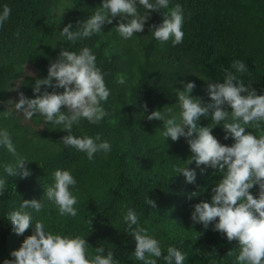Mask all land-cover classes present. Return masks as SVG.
I'll return each instance as SVG.
<instances>
[{"label": "trees", "instance_id": "obj_1", "mask_svg": "<svg viewBox=\"0 0 264 264\" xmlns=\"http://www.w3.org/2000/svg\"><path fill=\"white\" fill-rule=\"evenodd\" d=\"M102 3L103 0H0V12L5 4L11 8L9 19L0 28V129L11 133L17 153L31 161L27 162L31 175L23 179L9 177L7 190L0 196V264L6 258L13 259L11 252L34 233L36 220L44 222L46 231L84 236L90 255L102 246L104 254L112 250L120 264H143L133 257L136 241L126 232L123 220L127 208L139 214L140 224L161 242L164 255L169 246H175L187 253L184 264H238V240L229 243L226 235L212 230V225L204 229L190 219L196 203L210 201L212 188L222 174L210 167L202 173L205 166L198 168L195 161L187 165L192 153L186 139L166 140L162 135L164 122L149 121L147 116L167 108L179 115L176 89L184 88L180 81H194L192 95L207 101V81L223 82L225 69L246 86L251 84L257 94H264V0H169V8L151 12L144 31L130 39L116 31L119 17L105 24L100 33L75 43L60 35L69 22L72 30H77V22L85 21ZM176 4L184 8L183 42L173 46L169 40L162 44L150 26L160 24L163 11ZM137 6L139 13L145 14L143 6ZM84 46L93 50L97 66L108 74L104 78L110 89L107 102H102L109 115L98 124L82 119L73 126L74 135L102 133V138L110 142L111 152L97 153L92 161L86 153L60 143L67 135L60 130L62 126L45 123L38 114L24 122L15 109L4 104L17 78L21 77V91L34 98L35 80L47 76L50 62L61 48L79 52ZM234 60L244 61L247 71L236 73L231 67ZM27 63L34 66L36 74L24 75ZM119 75L125 77L122 85L116 82ZM145 102L147 111L143 108ZM5 111H11V116L5 118ZM199 124L215 126L211 114L202 117ZM247 130L259 136L264 133V122L258 129L248 126ZM212 132L222 144L234 143L231 137L224 139L223 125H216ZM16 159L0 147V165L15 164ZM174 166L195 169L196 182L186 183L183 174L174 172ZM56 169H72L77 180L73 194L78 198L74 206L78 215L74 218L60 216L45 194L54 183L52 174ZM250 191L258 196L259 186ZM193 192L198 195L189 198ZM146 196L156 201L155 208L145 203ZM33 198L40 200L43 208L40 212L30 210L33 225L23 235H16L9 214L19 209L23 199ZM157 264L165 261L160 258Z\"/></svg>", "mask_w": 264, "mask_h": 264}, {"label": "clouds", "instance_id": "obj_2", "mask_svg": "<svg viewBox=\"0 0 264 264\" xmlns=\"http://www.w3.org/2000/svg\"><path fill=\"white\" fill-rule=\"evenodd\" d=\"M137 5L143 6L145 14L139 13ZM168 8L169 0H103L102 5L85 21L77 22V30L73 31V24L69 22L60 35L75 43L100 33L105 24H112L119 17L116 31L124 39H130L135 33L144 31L151 12ZM10 14L11 8L5 4L0 12V28ZM162 15L160 24L150 26L153 36L162 44L169 40L173 46L181 44L185 35L182 31L184 8L176 4L169 11H163ZM96 60V55L88 46L82 47L79 52L61 48L57 58L50 62L47 76L35 80L34 98L20 92L18 102L14 103L15 110L22 112L26 119L30 120L38 114L44 117L45 123L62 126L60 130L66 131L67 135L61 138L60 143L66 148L86 153L89 161L94 160L97 153L107 154L112 150L110 142L102 138V133L95 136L73 134V126L82 119L98 124L109 115L102 106V102H107L110 96L104 78L108 74L97 66ZM231 67L236 73L247 71L242 60L232 61ZM116 82L124 84L125 77L119 75ZM180 83L184 84V88L176 89L179 115L173 114L172 108H167L165 111H152L147 119L164 122L162 135L166 140L169 137L172 141H178L181 137L186 139L192 153L187 165L195 161L198 168L205 166L201 168L202 173L210 167L222 174L212 188L210 201L196 203L190 219L193 224H202L204 229L212 225V230L226 235L229 243L238 240L241 249L238 264H264V133L257 136L247 130L248 126L258 129L264 122V94H257L256 88L251 84L246 86L228 69H225L223 82L207 81V101L201 96L192 95L196 87L194 81ZM143 108L147 111L146 102ZM11 114V111H5L4 117L8 118ZM209 114L215 126L223 125L226 133L224 139L231 137L234 140L231 146L222 144L213 135L215 126H200V119L209 117ZM0 147H5L17 157L15 164L0 165L3 169V175H0L2 196L7 190L9 177L19 176L23 179L31 175L27 167V162L31 161L17 153L7 129H0ZM40 167L43 168L42 165ZM173 170L183 174L186 183L196 182L195 169L174 166ZM52 175L54 183L46 188L47 198L55 204L60 216L76 217L78 209L74 206L78 198L73 194V189H76L77 180L72 169H56ZM257 185L259 192L255 196L250 189ZM195 195L198 193H191L189 198ZM145 203L156 207V201L148 196ZM42 208L40 200L23 199L19 209L9 214L15 234L23 235L33 225L30 210L40 212ZM123 220L127 225L126 232L136 241L133 252L135 260L143 264H157V260L162 258L165 264H184L187 253L169 246L164 255L161 242L140 224L139 214L133 208H127ZM34 227V233L11 252L13 259L6 258L3 264H120L114 252L108 250L104 254L105 248L102 246L95 249V255H90L89 243L82 235L46 231L41 220H36Z\"/></svg>", "mask_w": 264, "mask_h": 264}, {"label": "rangeland", "instance_id": "obj_3", "mask_svg": "<svg viewBox=\"0 0 264 264\" xmlns=\"http://www.w3.org/2000/svg\"><path fill=\"white\" fill-rule=\"evenodd\" d=\"M67 2H70V0H64ZM25 74H36V70L34 68L33 65H31L30 63H27L25 66V71H24V75ZM20 79L21 77L17 78V80H15L13 82V84L10 87V90L8 92V96L6 101L4 102V104L6 105V107L10 108V109H15V102H18L19 100V93L22 92L21 88H20ZM18 115H20L22 117V119L24 120V122H28L29 119H26L24 114L22 112H18Z\"/></svg>", "mask_w": 264, "mask_h": 264}]
</instances>
